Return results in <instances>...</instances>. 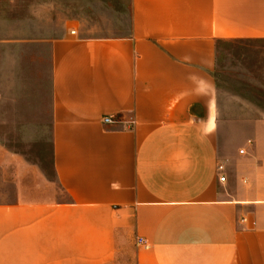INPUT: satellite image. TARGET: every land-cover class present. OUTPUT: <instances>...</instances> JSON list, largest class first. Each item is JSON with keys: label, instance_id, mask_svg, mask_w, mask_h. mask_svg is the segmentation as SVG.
I'll return each mask as SVG.
<instances>
[{"label": "crops", "instance_id": "crops-1", "mask_svg": "<svg viewBox=\"0 0 264 264\" xmlns=\"http://www.w3.org/2000/svg\"><path fill=\"white\" fill-rule=\"evenodd\" d=\"M129 4L124 36L49 39L0 0V264H264V114L225 141L214 71L264 0Z\"/></svg>", "mask_w": 264, "mask_h": 264}, {"label": "rangeland", "instance_id": "rangeland-1", "mask_svg": "<svg viewBox=\"0 0 264 264\" xmlns=\"http://www.w3.org/2000/svg\"><path fill=\"white\" fill-rule=\"evenodd\" d=\"M16 1L17 7H21L19 15L27 18L32 15L31 21L17 23V30L32 27L37 38L44 34L55 39L71 27H76L85 37L124 36L131 25L129 0ZM215 53L218 116L223 139L248 136L253 119L264 114V41H219ZM19 56L24 76L27 78L33 73L37 76L38 88L34 91L48 98L44 84L48 81L51 61L42 45L25 44Z\"/></svg>", "mask_w": 264, "mask_h": 264}, {"label": "built area", "instance_id": "built-area-1", "mask_svg": "<svg viewBox=\"0 0 264 264\" xmlns=\"http://www.w3.org/2000/svg\"><path fill=\"white\" fill-rule=\"evenodd\" d=\"M102 122H104V123H109V122H110V119L107 118V117H104V118L102 119ZM142 242H143V239H141L140 237H136V240H135V243H136V244H139V243H142Z\"/></svg>", "mask_w": 264, "mask_h": 264}]
</instances>
